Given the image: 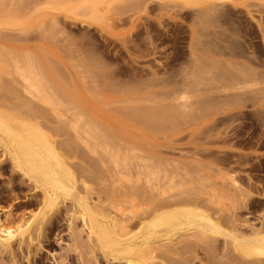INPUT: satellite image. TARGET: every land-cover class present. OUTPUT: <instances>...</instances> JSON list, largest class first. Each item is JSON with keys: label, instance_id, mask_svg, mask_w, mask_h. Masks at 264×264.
<instances>
[{"label": "rangeland", "instance_id": "1", "mask_svg": "<svg viewBox=\"0 0 264 264\" xmlns=\"http://www.w3.org/2000/svg\"><path fill=\"white\" fill-rule=\"evenodd\" d=\"M263 128L264 0H0V220L31 236L0 264H258L237 243L264 236ZM17 140L37 143L28 171ZM152 182L194 211L150 224ZM122 211L121 243L98 222Z\"/></svg>", "mask_w": 264, "mask_h": 264}, {"label": "bare ground", "instance_id": "2", "mask_svg": "<svg viewBox=\"0 0 264 264\" xmlns=\"http://www.w3.org/2000/svg\"><path fill=\"white\" fill-rule=\"evenodd\" d=\"M28 72H30V71H28ZM22 73V72H21ZM27 73V72H26ZM31 73L33 74V72L31 71ZM29 74V75H32V74ZM23 74H24V72H23ZM22 75V74H21ZM21 77V76H20ZM23 78L25 77V75L24 76H22ZM39 77V76H38ZM22 78V79H23ZM21 79V80H22ZM43 79V78H42ZM39 80V79H38ZM37 79H36V82L38 81ZM44 81V80H43ZM23 82V81H22ZM25 90H26V93L30 96V98L31 99H39V100H41V102L43 101V103H50L49 102V100H50V98L51 97H49L50 95H48L49 93H48V91H46V90H48L47 88H46V90H45V86H44V88H41L40 87V80L38 81L39 82V84H36V82L34 81V79H33V77L32 76H28V75H26V77H25ZM37 82V83H38ZM24 84V83H23ZM22 84V85H23ZM45 84H46V81H45ZM48 84V83H47ZM46 84V85H47ZM23 87H24V85H23ZM48 87H49V85H48ZM227 87V86H226ZM228 89V88H227ZM234 89V88H233ZM240 89V88H239ZM225 91H227V90H225ZM15 92V91H14ZM25 92V91H24ZM51 92V91H50ZM238 94V93H237ZM245 94V93H244ZM25 96V95H24ZM72 98V97H71ZM27 99H28V97H27ZM29 100V99H28ZM263 100V99H262ZM52 102H53V100H51ZM72 101V100H71ZM74 101V103H76V101L75 100H73ZM73 103V102H72ZM78 103V102H77ZM30 104V103H29ZM44 105V104H43ZM80 105V104H79ZM242 105V104H241ZM242 107V106H241ZM246 108V107H245ZM248 108V107H247ZM36 109V108H35ZM30 111L32 110V108H30L29 109ZM40 110V109H39ZM42 111V110H41ZM40 111V112H41ZM152 111V110H151ZM150 111V112H151ZM44 113H46V112H44ZM133 113V112H132ZM153 113V112H152ZM40 114V113H39ZM47 114V113H46ZM46 114H43V115H46ZM134 114V113H133ZM157 114V113H156ZM41 116H42V113L40 114ZM141 115V114H140ZM140 115H138L137 116V118L139 117L140 119L142 118ZM134 116V115H133ZM135 116H136V113H135ZM160 116V115H159ZM157 117V116H156ZM130 118H131V115H130ZM134 118V117H133ZM146 118V117H145ZM139 119V120H140ZM144 119V118H143ZM147 119V121H148V124L146 125L145 123H147V121L144 123V125H146V126H152L153 124H152V122L150 123L149 122V120H148V118H146ZM159 119V118H158ZM160 119L162 120V118H161V116H160ZM127 120V119H126ZM133 120H135V118L133 119ZM155 121H154V123L156 122V120L157 119H154ZM131 121V120H130ZM143 121V120H142ZM134 122H136V121H134ZM141 122V121H140ZM120 123H122V122H120ZM139 123V122H138ZM158 123H159V121H158ZM157 123V124H158ZM45 124V123H44ZM123 124V123H122ZM121 124V125H122ZM120 125V126H121ZM163 125H164V123H163ZM168 125H170V124H168ZM32 126V125H31ZM30 126V127H31ZM154 126V125H153ZM123 127V126H122ZM158 126H156V128H157ZM162 127V126H161ZM171 127V126H170ZM41 128V127H40ZM147 128V127H146ZM107 129V128H106ZM154 130H156L155 129V127L153 128ZM157 129H159V128H157ZM264 129V128H263ZM29 133H27V135H29V138H31V139H33L34 141H39V143H45V145H44V147H47V146H49L48 144L50 143L48 140L49 139H46L45 137H44V134L45 133H43L44 131H41L40 129H39V127L37 126H33L30 130L31 131H29V129H26ZM148 130H150V128L148 129ZM151 130H152V128H151ZM25 131V130H24ZM33 131V132H32ZM153 131V130H152ZM113 131L111 130L110 132H107V130H106V133H112ZM104 133H105V130H104ZM113 133H115V132H113ZM115 134H117V133H115ZM26 135V136H27ZM107 135H109L110 137L112 136V134L110 135V134H107ZM45 136H47L46 134H45ZM115 137L116 136H118V135H114ZM28 137V136H27ZM109 137V138H110ZM113 137V136H112ZM115 137L114 138H112V139H115ZM120 137L121 138H123L121 135H120ZM120 137L119 138H117V139H120ZM31 139H29L30 141H31ZM124 139H126V138H123V141L124 142H126ZM51 141V140H50ZM120 141V140H119ZM118 141V142H119ZM114 142V141H113ZM26 142H24L23 143V141H20V140H17V147L15 148L16 150L14 151V154L12 155V160H14V162L16 163V166L18 167H23V168H25L27 171H28V169L29 168H31V167H33L32 165H33V163H32V161L34 162V158H37V157H39V156H37V154L34 152L35 150H33V148L35 147V144H37V143H33L34 144V146H29L28 144H30V143H28L27 142V144H25ZM119 143H121V141L119 142ZM41 144H39V145H41ZM46 144H47V146H46ZM51 144V143H50ZM117 144V143H116ZM124 144V143H123ZM131 144V143H130ZM31 145V144H30ZM43 145V144H42ZM115 145V144H114ZM125 145V144H124ZM127 146V145H126ZM131 146H132V144H131ZM130 146V147H131ZM43 147V146H42ZM49 147H54L55 148V146H53V143H52V145L51 146H49ZM48 147V149H50ZM125 147V146H124ZM129 147V146H128ZM54 148H53V150H54ZM47 149V148H46ZM52 150V148L50 149V150H47V151H50V152H52L53 151ZM37 157H36V156ZM128 157V156H127ZM40 158V157H39ZM31 159H34V160H32L31 161ZM116 159V158H115ZM118 159V158H117ZM118 161H119V159H118ZM119 163V162H118ZM140 164V163H139ZM26 166V167H25ZM123 166H125L124 164H123ZM140 166V165H139ZM142 166H143V164H142ZM141 166V167H142ZM150 166V165H149ZM27 167H29V168H27ZM120 167H121V165H120ZM22 168V169H23ZM153 169V168H152ZM30 170H32V169H30ZM29 172H32V171H29ZM122 172V171H121ZM129 172V171H128ZM155 172V171H154ZM153 172V173H154ZM28 173V172H27ZM129 173H131V172H129ZM150 173V172H149ZM158 173V172H157ZM156 173V174H157ZM125 174V173H124ZM151 174V173H150ZM227 174V173H226ZM225 174V175H226ZM153 175V174H152ZM227 176V175H226ZM224 177V176H223ZM222 177V178H223ZM231 177V176H230ZM149 179V178H148ZM156 179V178H155ZM153 180V179H152ZM157 180V179H156ZM223 180V179H222ZM228 180V179H227ZM60 182V184H58ZM58 183H56V185L58 184V186H57V188H54V189H52V192L50 191H46V193H45V203L46 204H49L50 206L51 205H53V204H57L58 202H57V199H59V196L60 195H64V194H67L66 193V191L68 190V188L69 187H67L66 185H64V183H61L62 181L60 180ZM148 182V181H147ZM146 182V183H147ZM233 182V181H232ZM161 183V182H160ZM224 183V182H223ZM239 183V182H238ZM238 183H236V181H234V183H232L231 184V188H234L235 189V187H238ZM155 184V183H154ZM159 184V183H158ZM161 185V184H160ZM159 185V186H160ZM226 185V184H225ZM237 185V186H236ZM159 186H155V185H153V182H152V184L150 183V184H148L147 185V192L149 191V192H151V193H149L150 195H148L149 197H151L152 199H153V201H151V202H153V205H154V208H153V210H152V214L154 215V219H153V221L150 223V224H168V223H170V221H172V218L174 217V216H176V217H178L177 215H180V214H182V215H180V216H183V213L184 214H186V212L188 213V211H194L193 210V208L190 206L191 205V203L192 202H189V200L187 201V200H185L184 201V199H183V201H178V200H173V201H171V199L170 200H168V198H164L163 196H164V194H166V193H164V192H162V190H161V188H159ZM161 187V186H160ZM238 189H239V187H238ZM51 190V189H50ZM70 190V189H69ZM233 190V189H232ZM237 190V189H236ZM240 190V189H239ZM239 190H238V192H239ZM71 192V191H70ZM69 192V193H70ZM144 193H146V192H144ZM58 194H60V195H58ZM65 196V195H64ZM168 196V195H167ZM86 199V198H85ZM151 199V200H152ZM175 199V198H174ZM178 199V198H177ZM182 200V199H181ZM84 201H87V199L86 200H84ZM175 201V202H174ZM57 202V203H56ZM188 203H190V205L188 204ZM195 203H196V201H195ZM85 204H87V202H85ZM88 204H89V202H88ZM87 204V205H88ZM182 206H181V205ZM193 204V203H192ZM83 205V207L85 206V208H87L86 206L87 205H84V204H82ZM152 205V204H151ZM172 205H175V206H178V205H180L179 206V208H177V209H175V211L174 212H171L170 213V211H168L169 213H166L165 211H164V209L165 208H168V207H170V206H172ZM56 206V205H55ZM49 207V206H48ZM89 209V208H88ZM87 210V209H86ZM105 215V216H104ZM104 215H101L102 217H103V221L101 222L102 223V225H101V223H99L98 222V225L100 224V227H99V230L102 232V231H104V232H102V234L104 235V234H107L108 233V229H113V230H115V228H119L118 229V231H119V235L117 234V236L119 237V239H117L118 241H120V236H121V243L122 242H129L131 239H132V235L130 234V231H129V224L131 223V221L134 219V217H129V215H127V213L126 212H121L120 213V219H116L115 218V216L114 217H111L109 214L107 215V214H104ZM130 216H132V215H130ZM206 216V221L208 222H206L207 224H210L211 225V228H212V230L213 229H215V231L217 230V229H219V224L217 223V221H214L212 218H211V216H209V215H205ZM101 217V218H102ZM176 217H175V219H176ZM202 217H204V216H202ZM204 220H205V217H204ZM4 223L5 222H3L2 220H0V249H2V248H4V249H7L6 251H9L8 250V248L10 249L11 247H12V245H13V242L17 239V237L18 236H21V237H19V240H20V238H23L25 235V237H24V239L25 238H27V235L29 236V231H25L26 229V227H25V225H23V226H19L18 228H10V227H5L4 226ZM29 223V222H28ZM26 224V223H25ZM157 224V225H158ZM27 225V224H26ZM98 225H97V227H98ZM24 227V228H23ZM115 227V228H114ZM30 228V227H29ZM29 228H27V229H29ZM107 229L106 231L105 230H103V229ZM202 229H204V228H202ZM111 231V230H110ZM117 231V230H116ZM206 231V230H205ZM204 231V235H207V231L205 232ZM214 231V230H213ZM27 234H26V233ZM106 232V233H105ZM201 232H202V230H201ZM32 233V232H31ZM30 233V235H32ZM116 233H118V232H116ZM114 236V235H113ZM29 237H31V236H29ZM133 237H135L134 235H133ZM141 239H140V241H138V243H141V245H145V246H148L149 244H150V242H151V239H150V236L149 235H143L142 237H140ZM23 239V240H24ZM31 239V238H30ZM137 243V244H138ZM239 244V245H238ZM237 245L239 246V248H240V251H241V253H243V255H245L246 256V258H249V259H254L255 260V262L256 263H258V264H264V236H261L260 234H257V235H254L253 237H251V238H249V239H239L238 240V243H237ZM131 247V245L130 244H128L127 246H125V248H130ZM176 247V246H175ZM177 248V247H176ZM175 248V249H176ZM2 251H4V250H2ZM11 252V251H10ZM244 256V257H245Z\"/></svg>", "mask_w": 264, "mask_h": 264}]
</instances>
